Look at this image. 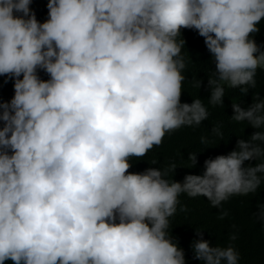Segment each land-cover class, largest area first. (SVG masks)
Here are the masks:
<instances>
[{"label":"clouds","instance_id":"1","mask_svg":"<svg viewBox=\"0 0 264 264\" xmlns=\"http://www.w3.org/2000/svg\"><path fill=\"white\" fill-rule=\"evenodd\" d=\"M31 3L0 0V76L14 79V97L0 102V264H185L168 231L178 197L218 207L256 192L264 99L233 104L232 119L258 131L205 160L202 176L170 182L175 164L132 173L131 160L208 117L200 99L181 103V29L197 30L214 58L211 104L223 103L224 83L244 95L256 87L264 0H48L43 23ZM186 141V151L205 142ZM189 159L194 167L196 153ZM252 160L261 162L244 166ZM193 249L205 264L239 259L203 239Z\"/></svg>","mask_w":264,"mask_h":264},{"label":"trees","instance_id":"2","mask_svg":"<svg viewBox=\"0 0 264 264\" xmlns=\"http://www.w3.org/2000/svg\"><path fill=\"white\" fill-rule=\"evenodd\" d=\"M47 3L48 0H32L30 4L40 23L49 18ZM258 26L260 31L252 36L260 51L264 52V20ZM180 38L185 40L181 54L186 63L182 73L186 78L183 81L181 103L191 104L195 99H200L208 112V117L199 125L182 126L166 133L159 146H154L144 157L132 158L133 166L129 171L143 173L150 167L164 171L175 164V170L169 171L165 178L170 182L173 180L183 183L187 175L204 174L205 160L214 159L219 155L226 156L231 151L238 150V140L247 141L254 132L258 131L247 121L237 122L232 119L235 115L233 104L238 103L247 109L253 103L255 94H259V97L264 99V68L256 70V87H250L246 95L239 87L232 88L224 83L223 103L213 105L209 99L214 86L210 88L209 79L215 78V61L205 44V39L195 29H181ZM37 74L42 80L50 79L49 74L42 69H38ZM20 78L22 79V76ZM198 81L201 82L200 87L197 86ZM13 97L14 79L0 76V102H10ZM2 126L3 123L0 122V127ZM215 128L219 129L222 136L213 131ZM187 137L201 141L204 138L205 142L200 141V146L186 151L183 144H188ZM257 143H261L264 147V143ZM192 153L197 155V164L194 167H191L192 161L189 159ZM153 161L156 163L153 164ZM260 162V160L245 161L244 166H255ZM258 175L261 176V184L255 193L230 196L218 207H213L204 196L189 197L186 193L179 195L176 214L169 218L168 231L174 242L183 249L185 264H205L204 261L195 258L193 249L194 242L201 239L208 241L210 247H234L239 253L237 264H264V218L261 217L260 208L264 205V174ZM224 213L227 215L221 218ZM198 231L202 236L198 235ZM233 236H235L234 240Z\"/></svg>","mask_w":264,"mask_h":264}]
</instances>
